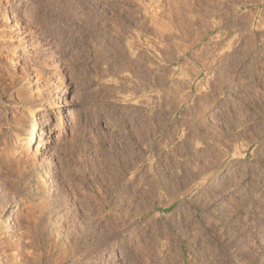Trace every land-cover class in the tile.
<instances>
[{"label":"rangeland","instance_id":"rangeland-1","mask_svg":"<svg viewBox=\"0 0 264 264\" xmlns=\"http://www.w3.org/2000/svg\"><path fill=\"white\" fill-rule=\"evenodd\" d=\"M0 19V264H264V0H0Z\"/></svg>","mask_w":264,"mask_h":264},{"label":"bare ground","instance_id":"bare-ground-1","mask_svg":"<svg viewBox=\"0 0 264 264\" xmlns=\"http://www.w3.org/2000/svg\"><path fill=\"white\" fill-rule=\"evenodd\" d=\"M1 25H3L2 19H0V26ZM9 63H10V66L12 68H15L17 63H19V62L10 58L9 59ZM67 117L68 116L65 115L62 111H60L58 113L57 120L54 122V125L56 124V128L54 129L55 133L53 135H60V134H62L64 132H66V130L68 131L69 129L72 128L71 123L69 121V118L67 119ZM63 125H66V127L68 126V128L66 130L62 129ZM44 133H45V131L42 128L38 129V127L36 128V127L33 126L32 127V131L30 132V134L28 136L27 145L25 146L23 151L26 152V151H29V149L32 148L33 155L37 156L39 154V152L41 151V148L46 146V142L51 140L49 138H46V139L44 138V141L40 142L39 140H42V139H40L39 137L41 135H44ZM42 138H43V136H42ZM31 143H35L36 146H34V147L32 146L31 147V145H32ZM49 160H50V158L47 159V162H49ZM43 167L44 166H43L42 162L41 163L39 162L37 164L36 177H37V180H38V185L44 190V193H45L46 197H49V196L52 195L51 179H50V176L45 172Z\"/></svg>","mask_w":264,"mask_h":264}]
</instances>
